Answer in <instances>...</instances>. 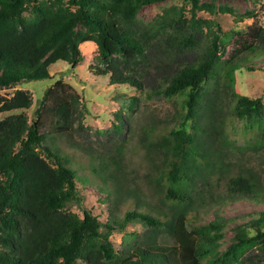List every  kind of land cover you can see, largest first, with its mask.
<instances>
[{
  "label": "trees",
  "instance_id": "trees-1",
  "mask_svg": "<svg viewBox=\"0 0 264 264\" xmlns=\"http://www.w3.org/2000/svg\"><path fill=\"white\" fill-rule=\"evenodd\" d=\"M162 1L0 0V91L49 79L57 62L74 69L82 61L79 47L93 43L94 73L108 76L111 86L149 99L182 97L181 111L174 104L172 114L140 122L132 117L139 99L132 98L131 116L117 114L93 149L75 138L84 133L80 121L88 111L70 86L58 81L47 88L32 123L23 113L33 103L28 92L0 94V264H264V211L252 213L219 251L226 227L221 210L239 200L264 203L262 174L224 149L228 117L256 133L244 149L264 145V104L234 90V73L252 72L255 66L245 62L264 59V28L236 32L222 59L215 22L170 10L150 23L137 18ZM181 1L215 13L211 5L198 6L200 0ZM80 152L92 178L79 181L104 195L105 223L90 212L79 218L66 211L79 202L68 159ZM131 223L147 229L115 252L111 234Z\"/></svg>",
  "mask_w": 264,
  "mask_h": 264
},
{
  "label": "rangeland",
  "instance_id": "rangeland-1",
  "mask_svg": "<svg viewBox=\"0 0 264 264\" xmlns=\"http://www.w3.org/2000/svg\"><path fill=\"white\" fill-rule=\"evenodd\" d=\"M203 4L213 6L215 13L211 14L205 10H198L189 2L166 0L143 7L138 12L137 18L144 23H150L162 16L165 11L170 10L181 12L186 19L190 18L191 13L194 12L197 19L215 22L222 30V35H220V40L224 44V49L222 48L220 51L222 59L227 58L233 48L236 32H245L252 26L264 28V12L262 9L264 0H200L197 5L201 6ZM223 8L229 10L230 13L219 11ZM79 50L82 61L74 69L64 62H57L49 68V79L21 83L9 90L0 91V94L10 97L16 90L28 92L33 103L31 108L23 113L27 116L29 123H32L35 120L34 113L38 102L42 99L47 88L52 87L58 81L70 86L88 111L84 114L83 120L80 121L84 133L81 134V138H75L78 142L86 139L93 149H95L98 142L107 138L102 135V132L113 130L114 125L117 124V114L123 117L129 115L132 98L139 99V106L132 107L134 109L133 120L138 122L146 121V117L151 114L157 117L170 115L173 113L174 104L176 109L181 111L182 97L176 96L171 99L151 97L149 99L134 88L111 86L108 76H98L94 73V68L97 65V48L95 44H82ZM245 64L255 66V68L253 67L254 71L249 72L245 68L236 71L234 73V90L241 96L252 100L258 99L264 104V59L248 60ZM50 105V102L47 101L43 110V121L45 122L43 132L45 134L49 129L50 114L47 113V109ZM81 110L83 109L81 108ZM6 116L8 115H2L1 118ZM188 126L190 127V124ZM225 127L230 147L224 149H229L233 161H236V158H242L245 166L253 167L264 177V145L256 151L244 149L256 140V133L247 129L245 121L234 117L227 118ZM190 131L191 129H189ZM115 139V142H118V137ZM47 141V144L51 145L50 139H47ZM53 145L58 146L59 140ZM61 145H64V140L61 141ZM132 146L134 147V140H131L130 146L126 147L131 150ZM79 157H81L80 163L76 162V158ZM79 157L68 159L69 166L78 176L76 182L79 189V202L74 205L69 204L66 211L77 215L79 218H82L84 212H90L100 222L105 223L108 212L107 202L104 195L89 184L92 177L86 166L87 155L80 152ZM85 178L89 181H79ZM258 211H264V203L257 205L245 200H239L221 210L220 217L226 221V227L224 237L221 240L222 245L219 248L220 252L225 251L232 242L235 229L247 223L252 217L251 214ZM212 219L213 216L210 214L205 221ZM146 229L142 223H131L122 232H113L109 240L115 252L119 253L123 246L132 244L138 239L137 236L143 234Z\"/></svg>",
  "mask_w": 264,
  "mask_h": 264
}]
</instances>
